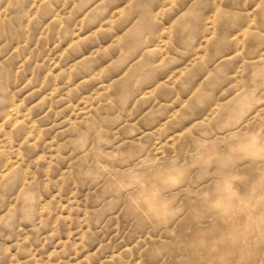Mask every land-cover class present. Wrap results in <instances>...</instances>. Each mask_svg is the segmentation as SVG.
Masks as SVG:
<instances>
[{
	"label": "rangeland",
	"instance_id": "obj_1",
	"mask_svg": "<svg viewBox=\"0 0 264 264\" xmlns=\"http://www.w3.org/2000/svg\"><path fill=\"white\" fill-rule=\"evenodd\" d=\"M0 264H264V0H0Z\"/></svg>",
	"mask_w": 264,
	"mask_h": 264
}]
</instances>
